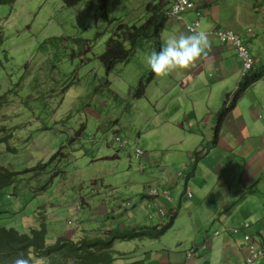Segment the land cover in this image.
<instances>
[{
	"label": "rangeland",
	"instance_id": "1",
	"mask_svg": "<svg viewBox=\"0 0 264 264\" xmlns=\"http://www.w3.org/2000/svg\"><path fill=\"white\" fill-rule=\"evenodd\" d=\"M192 1L198 3L202 0ZM214 1L215 5L221 6V12L229 7L235 8L232 12L238 16L237 21L243 23L244 18L250 16L255 0ZM147 2L111 0L105 10L100 8L98 0H85L73 8L64 7L61 0H14L13 3L0 6V117L2 123L12 130L10 145L21 147L17 159L22 166L25 158L28 159L27 167L44 163L51 155L52 158L58 151L55 150V143L66 146L61 150L66 158L54 159L45 168L43 180L35 185L18 184L24 177L19 175L17 178L21 179L16 178L14 187L18 192L27 191L22 198L25 209L27 206L37 207L48 200L33 198L34 193L28 190L31 186L36 189L57 174L43 192L57 199V205L53 204L49 214L51 231L55 234L57 228L60 234L64 232L66 219L73 207L72 201L79 192L81 196L90 198L87 211L91 209V214L84 229L90 230L92 234L107 229L109 222L106 216L117 218V225L129 227L131 219L121 216L131 213L134 208H138V214L146 213V202L141 200V194L146 192L147 184L154 183V178H157L155 170L166 168L167 160H161L166 152L152 154L158 165H147L145 172L140 170L141 160L135 156L136 148L144 149V145H151L155 141L151 132L154 113L149 103L153 99L155 86L147 92L151 83H146L145 99L134 97L141 79L145 81L152 71L144 59L151 49L148 45L146 50L139 49L128 63L117 65L108 76L96 59L104 52L106 42L120 22L132 25L146 19ZM190 14L188 12L185 16ZM227 14L229 18L228 11ZM253 27L259 28L256 24ZM255 54L264 62L260 52ZM257 69L264 73V65H259ZM107 78L112 82L110 87L104 84ZM60 83L63 87L58 89V96L68 94L63 105L65 113L73 109L71 116L66 117L71 142L65 136L58 137L57 131H53L54 127H50L48 133L40 132L44 116L29 111H44V101L51 104L58 102L47 100L44 94ZM16 91L20 94L15 95ZM115 94L121 99L116 98ZM34 99L35 102H31ZM26 101H29L27 109L24 107ZM97 108H100L99 113ZM22 111H26V114L22 115ZM54 115L56 110L51 114V119ZM117 136L127 141L128 145L124 148L117 145L112 147L111 143ZM2 149L4 147L0 146ZM174 167L181 168L179 164ZM38 173L42 172L39 170ZM14 188L7 189L13 197L19 195L13 193ZM263 200L264 197L258 200L260 202L256 201L260 209ZM0 201L5 203L7 197ZM163 202L168 203L166 198H163ZM58 204H67L69 208L61 213L60 223L57 217ZM29 213L32 214V211ZM84 218L86 216L82 220ZM1 219L6 222V219ZM197 226L182 211L173 228L162 238L116 241L115 255L120 256L118 250L123 247L125 252H132L125 257L135 258L144 264H150L149 256L154 254H158V261L168 260L170 264H175L176 259H179L185 264L186 252L193 250L194 246H205L204 235L197 237ZM81 236L76 230L75 237ZM51 239L52 235L49 234ZM115 263L124 264L125 260L119 259Z\"/></svg>",
	"mask_w": 264,
	"mask_h": 264
},
{
	"label": "crops",
	"instance_id": "2",
	"mask_svg": "<svg viewBox=\"0 0 264 264\" xmlns=\"http://www.w3.org/2000/svg\"><path fill=\"white\" fill-rule=\"evenodd\" d=\"M196 4L207 9L201 19L202 30L219 27L234 30L242 37L255 58L250 76L260 73V79L236 100L216 135L218 115L225 104H231L225 103L227 96L235 94L242 84L241 62L230 45L210 38L212 47L207 59L197 61L189 69H178L166 75V79L155 75L147 90L155 86L149 102L154 113L151 132L155 141L144 145L146 157L142 162L146 167L158 165L152 154L166 152L161 157L162 161L167 160L166 168L156 169L158 181L161 187L173 191L178 202L183 182L177 175L183 172L184 177H190L193 198L184 199L182 204L192 223H199L198 235L212 228L229 230L251 223V235L261 245L264 244V200L262 209L256 201L264 197V73L257 67L264 62L255 53L258 51L264 57V0L254 1L253 10L243 23L237 21L233 7L221 12V6L215 5L214 0ZM194 20L193 12L184 15L186 24ZM185 23L167 25L162 39L186 33ZM254 24L259 28L254 29ZM115 97L121 99L116 94ZM142 137L143 134L139 139ZM214 141L216 145H212ZM176 164L181 168L176 169ZM210 233L207 231L205 238ZM244 246L241 233L231 236L227 231L207 244L199 261L243 264ZM256 264H264V258Z\"/></svg>",
	"mask_w": 264,
	"mask_h": 264
},
{
	"label": "clouds",
	"instance_id": "3",
	"mask_svg": "<svg viewBox=\"0 0 264 264\" xmlns=\"http://www.w3.org/2000/svg\"><path fill=\"white\" fill-rule=\"evenodd\" d=\"M165 1L169 2L170 4L168 8V13H169L170 8H171V2L170 0H165ZM110 2L111 0L108 1L107 7L109 6ZM148 2L150 1L148 0ZM191 2L196 6V10H189L183 13L182 20L180 21L170 19L169 14L167 13L166 14L167 25L172 24V23H176V24L178 23L181 24L182 22L185 23L184 15L188 12H193L197 16V18L192 23L198 20L200 22V29L197 30L195 28H190L189 32H187L186 26L190 24L185 23V25H183V28L186 33H179L177 35H170V36H167L166 38H163L162 39L163 43L159 51H156L155 49H153L151 50L150 53L145 55L144 59H145L146 65L150 67L152 72L155 73V75L157 76H166L178 69L179 70L189 69L191 67H194L197 61L208 58V53L211 51V47H212V41L210 40V38L216 39L208 35L209 31L218 30V29L225 30V31H232L240 38L241 43L248 49V52L254 61V64L251 70L245 75H241V82L243 83V81H245L244 79H246L247 75H249V73L252 72L255 66V58L251 50L249 49V46L245 44L242 37L234 30H227V29L219 28V27H215L207 31L202 30L201 19L207 14V9L203 6L197 5L193 1ZM102 10H105V9H102ZM198 11L203 12L201 18L197 15ZM119 24H121V22ZM249 32H252V29H250ZM223 45H229V44H223ZM231 48L235 50L233 46H231ZM105 49H106V46H105ZM99 57L100 56H98L96 59L100 62ZM237 57L241 62V70H242V60L239 58L238 54H237ZM126 63H119V64H126ZM117 65L115 66V68L117 67ZM106 75L108 76L109 74L106 73ZM254 83H252L251 85H253ZM104 84L106 87H110L112 85V82L107 78L105 79ZM60 85L61 83L58 86L52 88V90L55 92V93H52V101H58V102L51 104V103H47L46 101H44L43 102L44 107H45L44 112L40 111L41 112L40 115H38L37 109H29V111L35 113V115H38L40 117L44 116V119H43L44 125H43V129H41L40 132L48 133L51 131V128L54 127L53 131H57L58 137L65 136L67 139H69V142H71L72 139L70 138V134L68 130L69 126L67 125L68 120H66V117L68 118L69 116H71V111L73 109L69 113L67 114L65 113L66 111H65V108H63V105L65 104V100L67 99L68 94H63V96H58V89L63 87V85L62 86ZM18 94L20 93L16 91L15 95H18ZM28 102L29 101H26L24 103L25 109H27L26 107L28 105ZM227 102H231L232 104L233 94L230 95V97L227 96V100H225V103ZM55 110H56V115H54V118L51 119L50 116ZM96 111L100 112V108H97ZM25 114H26V111H22V115H25ZM56 126L58 128H56ZM2 136H4V133L0 131V139ZM8 144L10 145V142ZM115 145L119 146L120 148H124L128 145V143L127 141L122 140L120 136H117L111 143L112 147H114ZM0 146L4 147V149L0 150V164L4 165L5 167L9 168L10 164H12L10 168L15 167L13 168V170H16L18 174H20L22 173L23 170L31 169L34 166L32 165V166L27 167L26 163H28L29 161L26 158H25V163L22 166L19 163L20 161H18L17 159L18 154H20V151L17 152V154H14V153L9 152L5 144H0ZM55 147H56L55 150L63 151L66 146H64L63 143H61L59 147L58 146H55ZM137 150L143 151V155L139 156L137 154ZM62 151L61 153L63 154ZM135 156L136 158L141 160L140 170L142 172H145L146 166L142 162V160L146 157L145 149L136 148ZM47 161H45L44 163H47ZM93 161H95V159ZM155 173L157 174V170H155ZM22 174L23 175L21 176L22 177L24 176L23 180L19 181L18 184L26 183V184L35 185L37 182L39 183L41 180H43V176L45 173L36 174L33 172H27V173H22ZM54 175H57V174L55 173ZM55 177H53L52 175L51 178L48 181H46L44 184H42L41 186L37 187L36 189H34V186H31L30 189L28 190L29 193H32V192L34 193L33 198H46L48 200V201L43 202L42 204H39L37 207L27 206V208L25 209V207L22 206V198H23V195L26 194L27 191L18 192L17 189L14 188L15 182H13V184L9 187L8 186L0 187V200L4 197H7V201L5 203H1L0 201V229L4 227L10 232L13 231L19 234L20 236H26V235H30L32 229L38 231L39 233L42 227H45L47 246H54L63 241H69V242L72 241L75 244L89 243L90 247H92L93 249L92 251L97 252L98 254L101 255L100 257H102V259L100 260L98 264H118V263H115V261H118L119 259L125 260L124 264H144L142 261L135 260V258L125 257L126 255L131 254L132 252H129V253L125 252L123 247H120L119 248L120 250H118L119 251L118 254L120 256H116L115 250H114L115 242L116 241H133L136 239L153 240L159 237L162 238L168 231H170L173 228L175 221L180 216V213L182 211L184 213H187V210H184L182 201L184 199L193 198V193L188 183L190 180V177L188 176L184 177L183 172H179L177 175V178L183 182L182 189H180L179 187L181 196H178L177 198L179 199L180 197V202L176 200L175 194L170 188H164L165 186H162V187L160 186V182L158 181V176H157V178H154V183L147 184L146 192L144 194H141V200L146 202V213L138 214V208H134L132 209L131 213H126L125 215H122L121 217H126L127 219H131L129 227L120 226V224L117 225V221H118L117 218L110 219L108 216H106V219L109 222L108 228L100 230L99 232H97V234H92L90 230L83 228L88 225V219H89L88 217L91 214V209L87 211L88 207L90 208V198L81 196L79 192L74 196V199L72 201L73 207L70 208L71 212L70 214H68V218L66 219V227L64 228V232L60 234L57 228L56 234H55L54 232L51 231L52 226L49 223V214H50V210L53 207V204L57 205V199L55 200L56 196H46L43 194L45 189L51 185ZM167 182H170L169 178L167 179ZM11 187L15 189L13 193L15 195L16 194H19V195L13 197V194L8 193L7 189ZM62 192L60 194H62ZM163 198H166V200L168 201L167 204H164ZM8 199H10V201H8ZM67 210H69L67 204H62V205L58 204L57 217H58L59 223L62 220L61 213ZM30 211H32V214L29 213ZM83 216H86V218L82 220ZM170 217L171 219L173 217V219L170 220ZM1 218L6 219V222H4ZM144 220L146 221L145 223L143 222ZM82 221L85 223H83ZM78 225H81V226L77 227ZM199 226L200 225L196 227L197 231H199ZM148 227H156L159 230L161 229L163 230L166 227L167 229L163 232L161 236L157 238H153V239H150V238L118 239L119 233L128 232L131 230H141L143 228H148ZM16 228L22 229V230H18ZM76 230H78L82 234L81 237H78V238L75 237ZM207 231H210L211 233L210 235H208L207 238H205V234ZM227 231L230 232L231 236L239 234V233L242 234V238L245 244L243 264H256L257 261L264 258V244L259 245L257 244V242H255V240L253 239L251 235L252 224L244 223L241 227L230 228L229 230L212 228V229L203 231L201 234L204 235L203 239L205 241L204 243H205L206 249H205V246H202L200 248H198L197 246H194L193 250H189L188 252H186L185 254L186 263L185 264H201L199 260L203 258L204 251L207 250V244L210 241L219 238L224 232L226 233ZM113 233L115 234L117 233L114 238H112ZM49 234L52 235L51 240H49ZM200 235H197V237ZM91 243H93V246L91 245ZM132 251L134 250L132 249ZM201 254L203 256H201ZM157 256L158 254L149 256L151 259L150 264H170L168 260L158 261ZM199 257L201 258L198 259ZM105 258H107L106 261H104ZM252 258H253L252 262L249 263V259H252ZM35 260L36 259L32 260V254L30 251L28 254L21 252L11 260L10 264H33V261ZM69 264H71V262H69ZM175 264H184V263H182L179 259H176Z\"/></svg>",
	"mask_w": 264,
	"mask_h": 264
},
{
	"label": "trees",
	"instance_id": "4",
	"mask_svg": "<svg viewBox=\"0 0 264 264\" xmlns=\"http://www.w3.org/2000/svg\"><path fill=\"white\" fill-rule=\"evenodd\" d=\"M14 0H0V5H5L12 3ZM85 0H61L62 5L67 8H73L80 5ZM109 0H98L101 9L107 7ZM169 2L165 0H152L148 2L145 6L146 19L142 23H135L132 25L119 24L116 31L106 42L105 52L100 55L99 60L102 64L104 71L110 74L115 66L119 63L129 62L138 50H146L148 47L156 51L160 50L163 43L162 34L167 26V16ZM148 45V47H146ZM250 72L247 75L245 81L241 84L239 90L233 94V102L230 106H224L218 115V124L215 128V133L220 130L223 120L227 117L231 108L235 105L236 100L241 97L248 87L260 79L261 74H254L250 76ZM155 77V73L152 71L148 75V78L144 81L141 79L139 86L136 88L134 96L139 98H144L146 95V83H151ZM78 82V80H75ZM30 91V90H29ZM52 93H55L52 88L49 89L44 96L47 100H52ZM31 94V92H29ZM43 94V91H42ZM25 92V96H26ZM230 97V95H228ZM0 100H2L0 98ZM36 99L32 100L35 102ZM44 112V111H42ZM41 112H38L40 115ZM8 125L2 123L0 117V131H2L6 136H2L0 139V144H5L6 148L10 153L17 154L21 147L9 145V140L12 138V130L9 131ZM217 139V137L215 136ZM216 141L213 142L214 145ZM58 146V143H55ZM58 157L66 158V155L61 153V150L47 162V163H36L31 169L23 170L22 173L33 172L36 174L40 170L44 173L45 168L52 163V161ZM12 164H10L11 166ZM7 168L0 164V187H9L16 181L17 176L23 175L18 174L13 168ZM57 175H53L55 177ZM20 180L21 178H17ZM23 180V178L21 179ZM20 180V181H21ZM173 219V217H172ZM170 217V220H172ZM2 226V225H1ZM163 230H159L156 227L143 228L141 230H131L128 232L119 233L118 239H134V238H157L163 234ZM38 234V235H37ZM117 234V233H116ZM115 233L112 234V238L115 237ZM111 240V239H110ZM46 231L45 227L39 231L34 229L31 230L30 235L20 236L15 232H10L6 228L2 227L0 229V264H10L11 260L16 257L19 253L23 252L28 254L29 251L32 254V260L36 259V263L33 264H98L102 257L97 252L92 251L89 243L75 244L72 241H63L54 246L46 245ZM93 246V243H91ZM106 245V244H105ZM107 258L104 259L106 261ZM34 262V261H33Z\"/></svg>",
	"mask_w": 264,
	"mask_h": 264
},
{
	"label": "built area",
	"instance_id": "5",
	"mask_svg": "<svg viewBox=\"0 0 264 264\" xmlns=\"http://www.w3.org/2000/svg\"><path fill=\"white\" fill-rule=\"evenodd\" d=\"M171 8L169 11V17L172 20L180 21L182 20V14L189 10H196V6L190 0H170ZM190 5V6H189ZM203 12L198 11L197 15L201 18ZM190 28L200 29V22L197 20L194 23L187 25L186 30L189 32ZM208 35L218 39L223 44H229L233 46L242 60V75L248 73L253 67L254 61L250 56L248 49L241 43L240 38L232 31L225 30H212L209 31ZM139 156L143 155V151L137 150ZM254 258V257H253ZM252 259H249V263L252 262Z\"/></svg>",
	"mask_w": 264,
	"mask_h": 264
}]
</instances>
